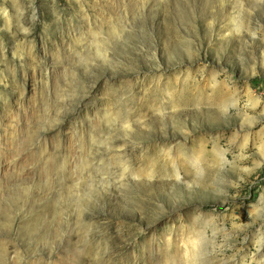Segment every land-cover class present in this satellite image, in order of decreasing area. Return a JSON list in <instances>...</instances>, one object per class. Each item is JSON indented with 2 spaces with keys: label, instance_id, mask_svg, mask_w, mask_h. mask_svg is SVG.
Masks as SVG:
<instances>
[{
  "label": "rangeland",
  "instance_id": "374dc122",
  "mask_svg": "<svg viewBox=\"0 0 264 264\" xmlns=\"http://www.w3.org/2000/svg\"><path fill=\"white\" fill-rule=\"evenodd\" d=\"M0 264H264V0H0Z\"/></svg>",
  "mask_w": 264,
  "mask_h": 264
},
{
  "label": "bare ground",
  "instance_id": "6f19581e",
  "mask_svg": "<svg viewBox=\"0 0 264 264\" xmlns=\"http://www.w3.org/2000/svg\"><path fill=\"white\" fill-rule=\"evenodd\" d=\"M143 212H144V211H143ZM24 240H25V239H24ZM26 242H27V241H26ZM22 243H23V242H22ZM28 243H29V242H28ZM12 245H13V244H12ZM5 247H6V246H5ZM3 251H5V250H3ZM3 251H2V252H3ZM6 253H7V252H6ZM8 253H9V252H8ZM2 254H3V253H2ZM16 255H17V254H16ZM3 256H4V255H3Z\"/></svg>",
  "mask_w": 264,
  "mask_h": 264
}]
</instances>
